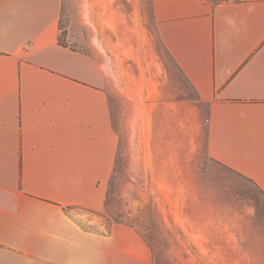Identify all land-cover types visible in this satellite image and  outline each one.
Wrapping results in <instances>:
<instances>
[{
	"label": "crops",
	"instance_id": "crops-1",
	"mask_svg": "<svg viewBox=\"0 0 264 264\" xmlns=\"http://www.w3.org/2000/svg\"><path fill=\"white\" fill-rule=\"evenodd\" d=\"M63 0H0V264H154L104 208L119 137L116 65L59 43ZM157 35L208 106L207 153L264 194V0H158Z\"/></svg>",
	"mask_w": 264,
	"mask_h": 264
},
{
	"label": "rangeland",
	"instance_id": "rangeland-1",
	"mask_svg": "<svg viewBox=\"0 0 264 264\" xmlns=\"http://www.w3.org/2000/svg\"><path fill=\"white\" fill-rule=\"evenodd\" d=\"M158 0H63L62 44L113 59L106 90L119 137L99 211L88 228L133 226L154 264H264V194L207 153L208 106L156 31Z\"/></svg>",
	"mask_w": 264,
	"mask_h": 264
},
{
	"label": "trees",
	"instance_id": "trees-1",
	"mask_svg": "<svg viewBox=\"0 0 264 264\" xmlns=\"http://www.w3.org/2000/svg\"><path fill=\"white\" fill-rule=\"evenodd\" d=\"M59 43H61L62 44V42L60 41V39H59ZM63 45H65V44H63ZM229 168V167H228ZM229 169H231V168H229ZM232 170V169H231ZM232 171H234V170H232ZM235 172V171H234ZM237 173V172H236ZM239 174V173H238ZM241 175V174H240Z\"/></svg>",
	"mask_w": 264,
	"mask_h": 264
}]
</instances>
